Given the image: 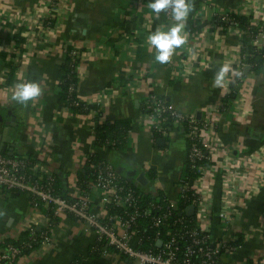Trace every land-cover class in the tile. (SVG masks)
Listing matches in <instances>:
<instances>
[{
  "label": "crops",
  "instance_id": "obj_1",
  "mask_svg": "<svg viewBox=\"0 0 264 264\" xmlns=\"http://www.w3.org/2000/svg\"><path fill=\"white\" fill-rule=\"evenodd\" d=\"M148 4L67 0L58 24L42 35L35 27L47 13L46 0H0V145L7 149L3 153L35 158L47 151L59 186L76 201L81 195L79 175L95 150V127L129 123L126 144L119 150L100 149L98 155L143 193L175 201L178 179L187 168V138L183 128L172 129L167 136L152 134L142 120L145 97L159 93L179 109L198 111L200 116V109L221 105L233 94L217 129L224 147L214 161L218 175L208 182L213 190V229L218 239L234 233L244 238L238 251L220 264H264V69L246 72V87L233 82L234 54L244 42L251 45L250 37L242 31L219 32L214 15L216 10H231L264 17V0H196L185 22L186 43L167 64L156 61L157 50L148 37L177 21L162 12L157 15ZM29 31L33 36H26ZM73 46L84 55L78 96L98 108L99 120L73 114L60 95L61 69L67 48ZM225 66L229 71L217 84ZM127 78L137 83L130 94L125 91ZM27 82L39 83L42 94L19 103L13 99L16 86ZM227 156H233L229 166L236 173V200L242 207L230 233L224 234L220 210L229 194L224 179ZM143 175L146 184L139 182ZM244 193L249 196L242 202ZM101 197L99 189L93 190L94 203ZM45 210L36 211L27 196L14 198L0 190V252L7 240L23 233L27 221L39 220ZM57 221L52 243L18 264H133L113 249L97 250V235L83 222L66 215Z\"/></svg>",
  "mask_w": 264,
  "mask_h": 264
},
{
  "label": "built area",
  "instance_id": "obj_2",
  "mask_svg": "<svg viewBox=\"0 0 264 264\" xmlns=\"http://www.w3.org/2000/svg\"><path fill=\"white\" fill-rule=\"evenodd\" d=\"M66 2L67 0H46L47 13L36 21L35 29L40 32L39 34L43 35L53 30L59 22ZM162 13L169 19L173 17L171 9H166ZM214 15L215 21L219 19L224 23V25L215 23L219 32L242 31L249 35L253 52L262 55L264 17L259 18L254 13L231 10H216ZM243 18H249V21L243 24ZM257 30L259 33L256 32ZM14 33L18 37L21 36L17 30ZM30 35L33 36V31L26 33L27 37ZM69 56L80 77L83 53L78 47L73 46ZM234 56L231 71L233 82L240 87H246V70H251L255 65L249 62L253 56L244 45L238 47ZM186 60L193 65L191 57ZM135 85L137 83L128 81L125 91L129 94L133 93ZM228 106L225 108L222 105L208 106L200 109L199 116L198 111L185 112L179 109L159 93L150 92L145 97L143 123L156 136H167L172 129L183 128L188 145L187 169L195 173V176L189 179L179 177L178 200H166V207L152 204L153 209L157 210L155 216L142 210L139 205L141 196L131 187L132 181L117 173L107 161L92 166L95 178L87 182L86 189L80 190V198L73 201L57 193L58 179L52 171L47 151L39 152L40 154L35 158L9 157L0 151V190L27 196L36 211L39 210L40 203L48 211L39 220L27 221L23 232L29 233L31 242L23 247L32 249L33 242L39 239L42 241V246L50 245L57 220L65 215H72L95 232L97 243L104 242L106 249L115 250L133 264H220L221 259L234 255L242 246L234 245L238 240L237 234H231L224 239L215 236L213 190L208 183L218 175L214 161L218 151L224 147L217 139V129ZM92 115L95 117L97 113L93 112ZM95 154L98 155L96 147L91 155ZM230 158L233 156L225 158L227 166L224 168L225 188L229 194L224 198V208L220 210L224 234L230 233L231 224L240 215L242 207L236 200V197L239 199V190L235 188L236 173L229 166L232 160ZM95 189H99L102 193L97 203L92 200ZM246 194L244 193L240 201L244 202L247 199L246 196L249 195ZM187 199L190 200L189 207L195 208L192 216L195 225L190 227V221L182 218L178 221V228L171 227L164 234L156 233L151 240V247L147 250L142 249L145 237L137 228L139 221L151 217L152 226L160 228L172 218L174 212L179 211L180 202ZM110 207L120 213L112 214ZM41 221H43V225L40 226L42 234L38 235L36 229ZM187 236L190 237L191 243L181 249L179 244ZM160 241L163 242L161 247L158 245ZM23 257L20 248L9 244L0 252V264H18Z\"/></svg>",
  "mask_w": 264,
  "mask_h": 264
},
{
  "label": "trees",
  "instance_id": "obj_3",
  "mask_svg": "<svg viewBox=\"0 0 264 264\" xmlns=\"http://www.w3.org/2000/svg\"><path fill=\"white\" fill-rule=\"evenodd\" d=\"M150 2V0H146ZM196 0H191V4L193 5ZM249 21V18H243L242 23L246 24ZM216 24L218 25H224L219 19H216ZM259 33V31H256ZM21 39H17V42H20ZM251 40V39H250ZM246 48H248V51L252 54V58L249 59L250 63L255 64L251 71L252 72H260L264 69V48L262 55L255 54L254 48L249 44V42H244L243 44ZM72 47L67 48V57L64 61V64L61 69V77L60 82L58 85V89L60 92V95L62 97L63 103L65 107L70 110L73 114L80 115V116H90L93 112H96L97 115L95 117L96 120H99L100 118V112H98V108L94 105H91L78 96V86L80 83V77L79 73L76 71V68L74 67L73 63L71 62V58L69 56V53L71 52ZM73 90V91H72ZM233 99V94L227 95L222 101L221 105L223 108L228 106ZM130 132V125L129 123L124 122H112V123H103L98 124L97 128L95 129V141L94 146L99 149H105L111 148L114 150L121 149L127 142L128 134ZM104 160L101 159V157L97 154L91 155L89 158V161L87 163V166L85 169L80 173L79 175V184L81 189H86V184L88 181H91L95 178V173L92 171V166L94 164L102 163ZM195 176V173L191 171L190 169H187L182 174L183 179H189ZM131 187L135 190V192L141 196V199L139 201V205H141L143 211H148L151 213V216L157 215V210L153 209L152 204L155 205H162L164 207L167 206L166 201L163 198H155L149 194L143 193L139 188L135 186V184L132 182L130 183ZM5 193L11 194L14 198L19 197L18 194H13L11 192H8L4 190ZM57 193L64 195L66 198L67 195L64 193L62 188L59 186V183H57ZM158 199V200H157ZM190 205V200L182 201L179 204V211L174 212L172 218L166 222L162 227L157 228L153 227L151 224V217L148 218H142L139 221L138 227L142 233H144L145 241L142 245V249L147 250L152 245V238L156 235V233L161 232V234H164L167 229L174 227L175 229L179 227V220L184 218L186 220H189V226L193 227L195 225V222L193 221L192 216L187 215V209ZM39 209H45L42 203H40ZM46 214L48 213L47 210ZM110 212L112 214L120 213V211L113 209V207H110ZM69 217L77 220L76 217L70 215ZM78 221V220H77ZM58 223V221H57ZM38 235L42 234V231L36 229ZM31 241L29 240V233L23 232L18 239H10L3 244V248L6 249V247L9 244H12L14 246H17L22 250L23 256H27L32 254L34 251H36L38 248L42 246V241L39 239V241L33 242V248L28 249L24 248L23 246L25 244H28ZM244 242V238L242 235H238V240L234 243L235 246H241ZM154 243V242H153ZM191 243L190 237L183 238L181 240V243L179 244V247L181 249H184L187 245ZM155 245V244H154ZM97 250L103 249L105 247V243L101 242L97 245ZM3 249V250H4ZM115 251V250H114ZM99 252V251H98ZM116 252V251H115ZM124 257V256H123ZM251 264V263H249Z\"/></svg>",
  "mask_w": 264,
  "mask_h": 264
},
{
  "label": "clouds",
  "instance_id": "obj_4",
  "mask_svg": "<svg viewBox=\"0 0 264 264\" xmlns=\"http://www.w3.org/2000/svg\"><path fill=\"white\" fill-rule=\"evenodd\" d=\"M148 8L157 15L166 9H171L173 18L177 21L170 29L166 31L157 29L148 37L150 44L155 46L157 50L156 61L160 64H167L175 50L186 43L185 22L192 11L193 5L190 0H150ZM228 71L227 66L221 69L216 81L217 84L225 80V74ZM16 87L18 90L15 92L13 99L19 103L26 104L42 94V88L36 82L20 83Z\"/></svg>",
  "mask_w": 264,
  "mask_h": 264
},
{
  "label": "water",
  "instance_id": "obj_5",
  "mask_svg": "<svg viewBox=\"0 0 264 264\" xmlns=\"http://www.w3.org/2000/svg\"><path fill=\"white\" fill-rule=\"evenodd\" d=\"M249 71H250L249 69L246 70V72H249ZM6 150H7V149H6V147H5L4 145H0V151H1V152L6 153ZM129 180H131V179H129ZM131 181H132V180H131ZM139 182H141V183H143V184H146L147 180L145 179L144 175H143L142 177L139 178ZM194 212H195V208H194V207H189V208L187 209V215H188V216H193ZM162 244H163L162 241H160V242L158 243V245H159L160 247L162 246Z\"/></svg>",
  "mask_w": 264,
  "mask_h": 264
}]
</instances>
